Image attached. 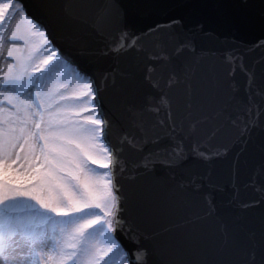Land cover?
Masks as SVG:
<instances>
[{"label": "snow or ice", "instance_id": "1", "mask_svg": "<svg viewBox=\"0 0 264 264\" xmlns=\"http://www.w3.org/2000/svg\"><path fill=\"white\" fill-rule=\"evenodd\" d=\"M254 8L233 23L259 29L254 46L264 49V0L239 11ZM163 27H139L122 0H0V264L197 257L215 207L200 214L204 185L190 161L210 163L236 144L237 170L249 146L258 158L259 199L243 207L264 211V106L231 116L212 70L163 40L146 44ZM206 122L231 141L205 150ZM247 260L264 264V243Z\"/></svg>", "mask_w": 264, "mask_h": 264}, {"label": "water", "instance_id": "2", "mask_svg": "<svg viewBox=\"0 0 264 264\" xmlns=\"http://www.w3.org/2000/svg\"><path fill=\"white\" fill-rule=\"evenodd\" d=\"M71 2L80 4L87 0ZM122 3L129 18L138 21L139 27L156 23L164 26L146 44L163 40L168 52L181 58H194L205 70L215 73L220 83V103L227 106L231 116L242 117L249 106L253 111L264 106L259 93L264 85V49L254 46L261 32L233 23V17L253 14L258 9L241 13L243 0H122ZM174 18L181 23L170 25ZM201 24L203 29L198 27ZM64 26L69 30L74 27L71 21ZM100 67L105 65L102 63ZM166 116V110L160 113L162 120ZM225 127L230 125L225 122ZM198 137L205 150L222 148L231 141L224 129L208 122L198 127ZM255 139L258 142L260 136L256 135ZM239 151L240 145L236 144L227 155L213 158L210 163L190 161L191 176L198 177L204 185L199 193L200 214L203 215L209 202L215 207V216L202 221L208 238L199 255L183 261L156 256L150 258V264H248L247 253L253 250V245L264 243V211L259 207H243L259 199V192L251 183L258 158L249 159V146V151L240 154L237 170L234 161ZM261 184L264 178L257 177L256 185Z\"/></svg>", "mask_w": 264, "mask_h": 264}]
</instances>
